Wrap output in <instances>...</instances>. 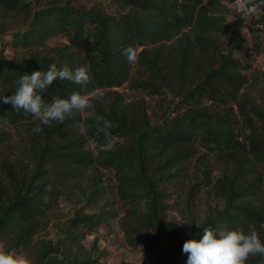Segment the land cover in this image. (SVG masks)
<instances>
[{"label":"trees","instance_id":"16d2710c","mask_svg":"<svg viewBox=\"0 0 264 264\" xmlns=\"http://www.w3.org/2000/svg\"><path fill=\"white\" fill-rule=\"evenodd\" d=\"M80 1L0 0L7 11L31 14L27 27L6 42V47L25 55L18 61L0 58V118L6 117L15 128H30L46 146L29 173L20 163L1 157L10 137L0 136V242L20 231L7 251L24 250L48 228L70 185L99 167L114 173L109 188L120 195L110 201L109 189L93 177L84 207L73 212L55 244L40 243L36 264H104L97 242L90 248L80 245L93 231L118 218L120 210L126 246L147 252L151 264H187L183 245L202 240L205 228L245 234L255 230L264 242V71L248 59L263 50L261 34L242 38L229 26V0H106L105 5L116 7L112 13L100 1L83 7ZM254 4L259 14L255 24L264 35V0ZM58 38L67 42L49 44ZM166 43L169 55L165 56L161 52ZM129 46L137 49L135 65L123 54ZM52 64L73 71L84 66L90 82L81 86L55 81L46 91H37L46 103L73 92L120 89L138 69L148 75V81H132L138 88L153 97L176 93L188 111L154 126L145 104L125 103L121 95H109L104 102L92 98L94 109L86 110L88 115L74 112L64 123L45 126L3 102V97L17 91L20 77L46 72ZM37 125L43 128L40 134L33 132ZM81 128L100 146L120 140L128 146L100 150L98 157L83 151L61 159L56 151L62 147H50L53 138L80 137L85 142ZM194 148L219 157L232 176L225 178L226 187L220 186L225 190L224 211L185 232L167 220L169 195L161 183L169 178L165 173L169 161L175 166L180 157L187 158L179 152L191 154ZM193 197L189 195L188 206ZM104 198L106 204L97 212H86ZM261 259L250 256L246 264H261Z\"/></svg>","mask_w":264,"mask_h":264},{"label":"rangeland","instance_id":"374dc122","mask_svg":"<svg viewBox=\"0 0 264 264\" xmlns=\"http://www.w3.org/2000/svg\"><path fill=\"white\" fill-rule=\"evenodd\" d=\"M46 1L43 0L44 3ZM97 1L103 4L107 3L106 0H81L79 5L83 7L86 4L92 5L93 3H97ZM104 7L109 13L116 10V7H109L107 4ZM29 16H31L29 13L10 12L0 6V58L18 61L25 55V52L22 50L6 47V42L10 35L23 31L27 27ZM232 17L233 14L230 9L228 24L230 27L235 28L240 37L252 38L253 32L261 34L263 50L259 51V53H252L248 59L255 69L263 72L264 35L263 30L255 24L259 14L256 13L247 20L243 18L234 20ZM237 22H239V25L236 24ZM65 42H67L65 39L58 38L52 40L49 44L56 46ZM164 47L161 55H169V43H166ZM141 74L138 69H135L132 79L124 87L110 91H100L93 99L96 102H104V99L109 95H121L125 103L141 102L148 109L152 125L154 126L164 125L169 118L187 113L188 110L181 106L183 98L175 95L176 93L153 97L138 88L132 81L135 79L141 81L148 78V75ZM108 100V103H111V99ZM82 113L88 115L86 110ZM80 132L87 141L80 140V137H55L50 147H62L57 149L56 152L61 154V159H68V155H75L78 152L89 151L95 157H98L100 150L112 151L118 147L127 148L128 146L125 140L113 141L109 146H100V144L95 143L87 137L85 128H81ZM0 136L10 137V140L2 149L1 157H6L15 164L20 163L24 169L32 173L43 148L46 147L45 143L42 140H38L30 131V128H15L11 126L6 117L0 118ZM180 153L187 154V158L180 157L179 160H176L175 166L173 165L174 162L169 161V168L165 171L166 175H169V178L163 184L161 183V186L167 195H169V214L167 220L169 223L179 226L185 232H188L194 226L201 227L209 216L224 211L226 203L222 195H225V190L220 186L224 185L226 187L225 178L231 177L232 174L230 168L211 152L201 148H194L191 154H188L186 150ZM172 157L173 151H170L169 159ZM160 163H166V158L162 159ZM253 176L248 175L247 178L252 179ZM93 177L98 180L101 187L109 189L108 195H110V201L115 202L116 198L113 195H120L119 190L114 193L109 188L110 185H113L111 181L114 178V173L103 167H99V170L95 172L90 169L78 179L75 186L71 184L69 189L64 192V197L54 212L48 228L38 232L33 237L30 245L26 246L24 250L7 251L8 247L20 236L21 233L18 231L5 241L0 242V252L11 253L13 256L21 258L23 264H36L40 243L51 241L55 244L62 236V231L73 215V212L84 207L85 196L88 195V189ZM189 195H194V197L188 206ZM105 204L106 198L100 201L97 207L86 210V212H97ZM130 208L128 207V209ZM123 217L124 212L120 210L118 218L93 231L80 246L90 248L93 243L97 242V254L103 256L104 264H108V262L109 264H151L147 252L142 249H132L126 246L125 234L120 226V220ZM76 248L74 247V250Z\"/></svg>","mask_w":264,"mask_h":264},{"label":"clouds","instance_id":"9594fccd","mask_svg":"<svg viewBox=\"0 0 264 264\" xmlns=\"http://www.w3.org/2000/svg\"><path fill=\"white\" fill-rule=\"evenodd\" d=\"M127 62L135 65L138 60L137 49L129 46L123 51ZM55 81H70L77 85H87L90 76L86 67L71 70L67 66L58 69L56 64L49 66L48 71H35L31 75H23L17 81V91L11 96L3 97L5 104H10L16 112L24 110L32 115L40 124L51 126L53 122L64 123L74 112L94 109L92 98L98 93L81 94L73 92L68 98L54 96L46 103L37 91H46ZM108 125V122H104ZM33 132L40 134L43 128L39 125ZM183 252L188 255L187 264H246L250 256L259 255L264 264V242L255 230L247 234L237 230H225L218 227L215 231L205 228V234L199 242L190 240L183 245ZM0 264H23V260L11 253L0 252Z\"/></svg>","mask_w":264,"mask_h":264},{"label":"built area","instance_id":"2783aa9c","mask_svg":"<svg viewBox=\"0 0 264 264\" xmlns=\"http://www.w3.org/2000/svg\"><path fill=\"white\" fill-rule=\"evenodd\" d=\"M255 0H229V7L232 10V18H251L257 13Z\"/></svg>","mask_w":264,"mask_h":264},{"label":"crops","instance_id":"0c3cea01","mask_svg":"<svg viewBox=\"0 0 264 264\" xmlns=\"http://www.w3.org/2000/svg\"><path fill=\"white\" fill-rule=\"evenodd\" d=\"M110 263H111V261H110ZM108 264H109V262H108Z\"/></svg>","mask_w":264,"mask_h":264},{"label":"bare ground","instance_id":"6f19581e","mask_svg":"<svg viewBox=\"0 0 264 264\" xmlns=\"http://www.w3.org/2000/svg\"><path fill=\"white\" fill-rule=\"evenodd\" d=\"M169 190V189H168Z\"/></svg>","mask_w":264,"mask_h":264}]
</instances>
